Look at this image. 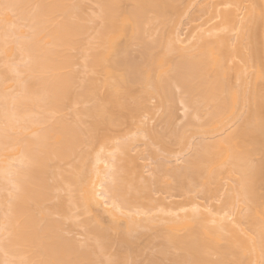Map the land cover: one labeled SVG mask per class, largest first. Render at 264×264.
Masks as SVG:
<instances>
[{
  "label": "bare ground",
  "instance_id": "obj_1",
  "mask_svg": "<svg viewBox=\"0 0 264 264\" xmlns=\"http://www.w3.org/2000/svg\"><path fill=\"white\" fill-rule=\"evenodd\" d=\"M84 1L0 0V264H129L137 249L129 237L148 227L157 229L154 245L160 248L150 243L159 253L148 257L143 252L145 264H247V250L256 264H264V196L258 192L264 182V93L258 92V81L264 72L256 65L264 41V0L262 12L253 0L247 12L250 25L238 31V44L215 34V43L200 39L194 50L182 45L191 36L182 38L178 32L171 38L169 14L180 11L181 0H93L98 5L94 13H86ZM240 14L217 12L210 19L219 16L221 21L213 31L241 29ZM155 22L154 35L161 28L156 37L149 35ZM250 33L254 40L243 55L241 43ZM118 37L124 38L121 43ZM133 41L132 47L140 45L138 56L131 51ZM172 50L180 53L173 63L167 61ZM75 51L83 52V65L91 73H105L103 97L92 75L78 82ZM234 57L255 69L257 82L243 97L227 82L226 62ZM133 87L141 90L129 105L131 115L154 111L149 102L158 98L165 108L163 122L174 124L181 109L188 119L183 128L171 130L181 162L174 160L177 151L169 149L170 141L163 143L176 157L167 156L157 166L150 162L147 176L143 170L149 162L140 156L153 143L146 142L140 162L131 153L138 154L134 144L140 135L159 138V133L142 124L140 134L132 129L137 141L124 133L125 139L112 136V146V138L98 133L114 120L113 108L124 103ZM83 102L88 105L78 107ZM70 108L73 121L67 118ZM238 108L245 117L237 116ZM256 153L262 155L258 162L252 157ZM226 184V201L217 205L214 200H222ZM157 191L170 198L178 192L183 200L159 196L157 202ZM95 210L108 213L109 221ZM66 220L84 227V241L65 234ZM229 226L235 234L223 245ZM113 244L132 246L128 263L123 249L111 250Z\"/></svg>",
  "mask_w": 264,
  "mask_h": 264
},
{
  "label": "rangeland",
  "instance_id": "obj_2",
  "mask_svg": "<svg viewBox=\"0 0 264 264\" xmlns=\"http://www.w3.org/2000/svg\"><path fill=\"white\" fill-rule=\"evenodd\" d=\"M131 1V0H130ZM130 1H128V2H130ZM180 1V0H179ZM224 0H181L180 2H177V6H178V9L181 11V13H180V11L179 12H176V13H173L174 11H172L170 14H169V25L171 26L169 29H171V31H170V33H171V38H173L174 36H175V34H177L178 32H181L182 33V35H181V37L182 38H188V36H191L189 39V41H186V43H182V45L183 46H187V49L188 48H192L193 50H194V44L197 42V41H199L200 39L202 40V39H204V40H207V41H209V39H211L212 41H214L213 39H215L216 40V35L217 34H220V35H217V36H221V37H225L227 40H228V43L230 44V45H232V44H234V42H235V44H238L239 42H238V39H236V37H237V35H238V31H242V30H245L249 25H250V21H249V17H248V15H247V12H248V10L249 9H251L252 7H253V5L255 6V4H253V0H240L239 2H235V1H231V0H226V2L227 3H222ZM261 1L262 0H258V2L256 3V6L258 7V10H261V12L263 11V9H262V6H261ZM127 2V3H128ZM126 3V4H127ZM131 3V2H130ZM130 3H128V4H130ZM84 4H85V7H86V9H85V11H86V13H94L95 11H97L98 10V5L93 1V0H86V1H84ZM203 8H205V10L203 9ZM209 9V12H205L206 10L208 11V9ZM204 11H203V10ZM227 11V10H229V11H231L232 12V16L234 15V13H239L240 14V12H241V14L240 15H242V16H238V17H241L242 19H239L238 18V20H241L242 22H241V26H242V28L241 29H233V30H229L228 29V27H225V29L224 28H219L218 30L217 29H214V31H213V27L214 26H217L218 25V23L221 21L220 19H219V16L217 17V18H212V19H210L211 18V16H213V15H215L217 12H219V11ZM257 10V9H256ZM178 13V14H177ZM221 13V12H220ZM218 15H219V13H218ZM216 16V15H215ZM214 16V17H215ZM193 17H195V18H193ZM192 18V19H191ZM191 19V20H190ZM234 19V18H233ZM235 20V19H234ZM237 20H235V22H236ZM235 22L234 23H232V24H235ZM156 23V22H155ZM155 23L154 24H151L152 26L153 25H155ZM223 23V22H222ZM95 26L97 25V23H95L94 24ZM157 25H158V23H156V26H154L153 27V29H150L152 26H150V25H148L147 27H149V28H147L148 30L150 29L152 32H150V30H149V35H153L154 37H156V36H158L157 35V33H159L160 31H161V28L159 27V29H157V32H156V35H154V29L157 27ZM220 25V24H219ZM94 26V27H95ZM221 26V25H220ZM234 26V25H233ZM235 26H236V24H235ZM217 27H219V26H217ZM238 27V26H237ZM264 31V30H263ZM148 32V31H147ZM146 34H148V33H146ZM160 34V33H159ZM216 34V35H215ZM263 34V33H262ZM170 35V34H169ZM147 36V35H146ZM148 37V36H147ZM215 37V38H214ZM151 38H153L152 36H151ZM254 37L252 36V34L250 33V35L247 37V38H245L243 41H242V43H241V47H240V50H241V52H242V54L243 55H248V51H249V49L251 48V46H252V43H253V39ZM123 37H118L117 38V40H118V42H122L123 41ZM150 39V38H149ZM236 40V41H235ZM212 41H210L211 42V44H212ZM262 41V40H261ZM135 44L136 42L135 41H133V42H131V46H130V48L132 49H130L132 52H133V50L135 51L134 53H136L137 52V49L140 47V45H138V44H136V45H133V47H132V44ZM213 43H215V41L213 42ZM181 44V43H180ZM210 44V45H211ZM137 45L139 46V47H137ZM181 45V46H182ZM213 45V44H212ZM215 45V44H214ZM213 45V46H214ZM195 46H196V44H195ZM194 47V48H193ZM179 48V47H178ZM177 48V49H178ZM261 48H262V52H261V58H260V61H258V63H256V65H258V66H260V68L262 69V71L264 72V41L263 42H261ZM161 49V48H160ZM160 49H158V51L160 50ZM186 49V50H187ZM191 49V50H192ZM140 50V49H139ZM162 50H163V47H162ZM179 50V49H178ZM155 51H157V50H155ZM161 51V50H160ZM160 51L159 52H155V54L158 56V55H160V54H158V53H160ZM173 51V50H172ZM175 51V50H174ZM172 52V54H169V56L167 57V61L170 59V61L169 62H171V63H173L175 60H177V56H179L180 55V53H179V51H177V52ZM189 52H190V50H188ZM164 52H165V50H164ZM164 52H163V54H164ZM183 52H185V50L183 51ZM75 53H76V63H75V65H74V69H75V71L77 72V74H78V82L79 83H81V82H83L89 75H92V77L93 78H95V80H96V86H97V88H98V95L100 96V97H103L105 94H106V91H107V88H106V86H105V82H106V75H105V73L103 72V71H99V72H92L91 73V71H90V69L89 68H85L84 67V65H83V62H84V58L82 57L83 55H82V53L83 52H80V51H75ZM133 53V54H134ZM168 53V52H167ZM170 53V52H169ZM137 54H140V52L139 53H136V55ZM161 54H162V51H161ZM136 55H134L135 57H137ZM168 55V54H167ZM162 56V55H161ZM158 57H160V56H158ZM169 58V59H168ZM174 61H173V60ZM228 60V62H226L227 64H226V68L228 69V72H229V75H228V77H227V82H228V84H229V86H231V87H233V89H237V90H239L240 91V94H241V96L243 97L244 96V93H246V90H248V89H250L251 87H252V85H254L255 84V82H257V80H256V78H255V69H253L251 66H249V65H247V64H245V62H244V60H242L240 57H234V58H232V60L231 59H227ZM169 62H168V65H169ZM167 63V62H166ZM167 65V64H166ZM90 72V73H89ZM135 86H138V85H135ZM140 87V86H139ZM139 87H133L132 89H131V94L130 95H127L126 96V98L125 99H123V101H124V103L123 104H116L115 105V108H113V109H115V110H113V112H114V114L116 115H114L113 116V119L114 120H112V122L111 123H108V125H105V126H107V127H104V125L102 126V128H99L98 129V133H99V135H101V136H106V137H109V138H112V136H116V135H122V137L126 134L127 136H129L130 135V137H131V135H132V138H133V140H134V138H135V136H134V134H136V133H133V130L132 129H134L135 131L136 130H138L140 127L139 126H141L142 124V128H149L150 130H152L153 132H157V133H159L160 135H158L159 136V138H157V137H155V138H148V137H142V135H140V137H139V140L137 141V139L135 140V141H137L136 142V145L133 143L134 141L132 140V138H130V137H128V138H126V139H130V140H132V143L134 144V146H137V147H135V148H137L138 150H137V152H138V154L136 153V150L134 151L133 149H132V151H134V153L132 152L131 154L133 155V154H135V155H137V157H138V161L139 160H143V161H141V162H143V163H147V162H149V163H147V164H149V166L145 169V168H143V169H145V170H143L144 172L145 171H147V172H145V174H144V172H143V174L145 175V176H147L148 175V173L151 171V169H153V168H151V167H153L154 166V164H156V163H158L160 160H163L164 158H166L167 156H171L172 154L169 152L171 149H178L179 147H177L178 146V144H177V142H176V144H177V146L175 145V142H172V140L174 139L175 140V138H174V136H173V132H174V130L176 129L177 130V128L179 129L181 126H185V125H183V124H186L187 123V117H186V119L185 118H183L184 116H183V114H182V109L181 110H179V111H177L178 112V114L176 115V116H174V117H176L175 119H174V117H173V119L172 120H176L175 122H174V124H173V121L172 122H169V123H166L165 121L163 122V120H162V114L163 113H165V112H163V109H165V108H163L162 109V107L160 106V105H158L159 104V100H158V98H153L154 100H151L150 102H149V105H152V108H151V106H149L151 109L150 110H153L154 108V111H149L147 114L145 113V112H140V113H138V116H136L137 114H135V115H131L130 113V111H129V105L133 102V98L134 97H136L137 95H140V90H141V88H139ZM258 92H260L261 93V95L264 93V77L262 78V79H260L259 81H258ZM264 96V95H263ZM157 97V96H156ZM160 99V98H159ZM151 103V104H150ZM86 105H88V103H85V102H83V103H80V104H78V107H83V106H86ZM159 106L161 107V108H159ZM180 107H181V105H179ZM178 105H177V107H178V109H180V107H179ZM242 106L240 105V108H241ZM240 108H238L237 110V116H239V115H243L242 116V118L243 117H245L246 116V114H243V112H241V109ZM178 109H176V110H178ZM245 113V112H244ZM144 114H146V116L144 115ZM72 115L74 116V112H73V108H70L69 110H68V115H67V118L69 119V117H70V120H74L75 119V117H72ZM181 115V116H180ZM140 117V119L142 120V123H141V120H138V118H136V117ZM179 116V117H178ZM183 116V117H182ZM115 117H116V119L117 120H115ZM132 117H134V118H132ZM146 117V118H145ZM163 117H164V115H163ZM182 117V118H181ZM180 118V119H179ZM147 119H151L148 123H145V120H147ZM196 119V118H195ZM195 119H193L194 121H195ZM84 120H86L87 122H90V118H87V117H85L84 118ZM138 120V121H137ZM198 119H196V121H197ZM85 121V123H87ZM140 121V122H139ZM148 121V120H147ZM146 121V122H147ZM199 122H200V120H198ZM198 121H197V123L195 124V122H193V124L194 125H197V127H198ZM202 122H204V120H203V118H202V120H201ZM201 122V123H202ZM115 123V124H114ZM145 123V124H144ZM172 123V124H171ZM178 123V125H176L175 126V124H177ZM232 123V122H231ZM229 124V126H231L232 124ZM89 124V123H88ZM87 126V124L84 126V127H86ZM178 126H180V127H178ZM175 127V128H174ZM142 128H140V129H142ZM172 128H174V130L172 129ZM181 128H183V127H181ZM199 128V127H198ZM139 129V130H140ZM129 130L131 131V132H129ZM173 132H172V131ZM191 130H192V128H191ZM205 130V129H204ZM134 131V132H135ZM198 131V130H197ZM200 131H201V129H200ZM203 131V130H202ZM137 132V131H136ZM172 134H171V133ZM193 132V131H192ZM204 132V131H203ZM97 133V134H98ZM125 133V134H124ZM131 133V134H130ZM133 133V134H132ZM138 134H140L141 133V130L139 131V132H137ZM198 133H200V132H197V134ZM188 134H189V132H188ZM193 134V133H192ZM196 134V135H197ZM171 135L173 136L172 138H171ZM191 135V134H190ZM100 136V137H101ZM126 136V137H127ZM137 136H139V135H137ZM160 136H161V138H160ZM113 137V138H114ZM121 137V136H120ZM125 137V136H124ZM123 137V139H125ZM193 137H195V139L197 138L196 136H193ZM102 138V137H101ZM104 138V137H103ZM113 138H112V140H111V142H109V145H111L112 146V144L116 141L115 139L116 138H114V140H113ZM122 139V138H121ZM163 139V140H162ZM194 138H192V140H193ZM164 140L166 141V142H164ZM171 143H170V142ZM131 142V141H130ZM146 142H150V143H153L152 145H151V150H149V152H144L143 154L145 155V156H143L142 155V151H145L146 150V147H148V145H147V143ZM169 142V143H168ZM149 143V144H150ZM163 143L165 144H167L168 143V146H169V149H167L168 147H165V146H167V145H163ZM170 144V145H169ZM175 146H174V145ZM147 145V146H146ZM172 145V146H171ZM140 146V147H139ZM145 146V147H144ZM171 146V147H170ZM139 147V148H138ZM145 148V149H143V150H141L142 148ZM173 147V148H172ZM181 147V146H180ZM168 150H166V149ZM181 148H184L183 146L181 147ZM180 148V149H181ZM85 149H86V147H85ZM149 149H150V146H149ZM173 149V150H174ZM177 149L176 150H174L175 152L177 151ZM92 150V149H91ZM90 150V151H91ZM173 150H171L172 152H173ZM147 151H148V149H147ZM180 151H182V149L180 150ZM152 152V153H151ZM156 152V153H155ZM139 153L142 155V156H140L141 157V159H140V157L138 156L139 155ZM150 153V154H149ZM170 153V154H169ZM177 153V154H176ZM176 153H174V154H176L177 156L180 154L178 151L176 152ZM179 153V154H178ZM183 153V151L181 152V154ZM148 156H147V155ZM152 154V155H151ZM172 155V157H176L175 155ZM254 155V154H253ZM171 157V158H172ZM180 157H181V155H180ZM253 157V160L255 161V162H258V161H260L261 160V158H262V155L260 154V153H256L254 156H252ZM147 158H149V159H147ZM179 158V156L177 157V158H173L175 161L177 160ZM147 160V161H145V160ZM167 159V158H166ZM181 159V158H180ZM165 160V159H164ZM179 161V163L181 162L180 160H178ZM178 161H176L177 163H178ZM140 162V161H139ZM153 164V166H151L152 164ZM175 162V163H176ZM143 165V164H142ZM156 166H157V164H156ZM150 167V168H149ZM149 170V171H148ZM262 181V180H261ZM259 182V184H258V192L262 195V196H264V182L262 181V182ZM231 182V181H230ZM227 183V182H226ZM231 184H237L236 182H232ZM227 190H229V185L228 184H226L225 185V191H224V193H223V195H222V193L220 194V195H222V200L220 201V199H219V201H216V200H218L217 198H216V200H214L215 201V204H219V203H225V201H226V197L228 196V191ZM159 194H157L156 192H153L155 195H157V198H156V196H155V199H154V197L152 198V199H154V200H156L157 199V202H158V199H159V196L160 197H162V196H164V198H166L167 197V200L166 201H168L169 202V200H171L172 198H173V200L175 199L176 201H182L183 200V197H180V196H177V193L176 194H174V196L173 197H171L170 198V196H167V194L165 193V194H163L161 191L159 192V191H157ZM66 194V192H63V195L65 196V194ZM194 193L195 192H193V194H191V195H194ZM198 193V192H197ZM199 194V193H198ZM198 194H197V198L199 199V200H201L202 201V197L203 196H201V198L200 197H198ZM226 194H227V196H226ZM195 195H196V193H195ZM190 196V195H189ZM189 196H188V199H189ZM66 198V197H65ZM196 198V197H195ZM207 198V197H206ZM193 199V198H192ZM198 199H196V200H198ZM161 200V199H160ZM159 200V201H160ZM190 200V199H189ZM189 200H187L188 202H189ZM212 200V199H211ZM236 200V199H235ZM234 200V201H235ZM50 201H54L53 199H51ZM50 201H48L49 202V205H51L52 203L50 202ZM146 201H147V199H146ZM165 201V202H166ZM187 201H185V202H187ZM203 201H205L204 199H203ZM199 202V201H198ZM208 202V201H207ZM210 202V201H209ZM217 202V203H216ZM240 201H238V203H239ZM153 203H154V201H153ZM202 203V202H201ZM206 203V202H205ZM223 203V204H224ZM237 203V202H236ZM158 204V203H157ZM164 204V203H163ZM212 204V203H211ZM165 205V204H164ZM207 205V204H206ZM205 205V206H206ZM190 206V205H189ZM204 206V207H205ZM160 207V206H159ZM162 207V206H161ZM188 207V206H187ZM203 208V207H202ZM201 208V209H202ZM209 208V207H208ZM207 207H206V209H208ZM189 209H190V207H189ZM206 209H202V210H206ZM186 210H188V209H186ZM189 212H190V210H189ZM205 212V211H204ZM207 212V211H206ZM92 213H96V214H99V216L102 218V220H103V222L104 221H106V220H108V218L110 217L109 216V214L108 213H106V212H104V211H102V210H95V211H93ZM158 213V212H157ZM201 213H202V211H201ZM160 215H161V213H159ZM90 215H92V214H90ZM206 215V214H205ZM204 216V215H203ZM83 217H85V216H81L79 219H82ZM157 218H158V216H157ZM160 219V218H159ZM71 220V219H70ZM70 220H66L65 222V234L68 236V237H72V238H75L76 240H83L84 241V239H85V230H84V227L83 226H80V225H73L72 224V221H70ZM109 221V220H108ZM232 221V220H231ZM215 223V222H214ZM108 224V225H107ZM212 224V223H211ZM106 225L107 226H109V225H111V223L110 222H106ZM155 227V226H154ZM140 228V227H139ZM149 228V227H148ZM148 228H140V229H142V231H141V234H142V236H141V234L140 233H136V234H134V235H136L135 237H129V239L131 240V241H136V242H134V244L135 243H137L135 246H133V248L135 247V248H137V249H134V251H133V249H132V246H131V249H132V251H131V249H130V247H127L128 249H130V251H131V256L133 255H135L134 256V260H133V258L132 257H130V251L128 250L127 251V248L126 249H124L125 247H123L122 248V246H121V248L119 247V249H118V245H114L113 244V246L115 247V248H113L112 247V249L111 250H113V249H115V250H113L114 252H117L116 250H118V252L119 251H122L121 249H123L124 251L126 250V252H124L123 251V253H125V254H123L122 252V255H124L123 257H122V259L124 258L125 260L127 259V260H129L128 259V256H127V253L129 254V258L131 259V260H129V264L130 263H132V261H133V263L132 264H134V262H136V261H138V262H136L135 264H142L144 261L146 262V260H147V257H146V260H144V261H142L143 259H145V255H144V253L145 254H147L148 252L150 253V254H147L148 255V257H149V255L151 256V253H152V256H154V254H156L155 252H157V251H155L156 249L158 250V247L160 248V245L159 246H157V247H155L157 244H155L154 245V243H155V240H156V237H157V235L155 236V233L154 232H156L157 231V229H152L151 227V229H148ZM156 228V227H155ZM157 228H159V227H157ZM228 228H231L230 230L229 229H227V230H225V231H223V240H222V243H223V245H225V243H227V241L229 240V239H231L232 238V236L235 234V232L234 231H232V229L234 228V227H228ZM112 230V229H111ZM138 230V229H137ZM136 230V231H137ZM154 230V231H153ZM156 230V231H155ZM109 232H110V230H109ZM112 232H113V230L110 232L111 234H112ZM117 231H115L114 230V233H113V237H114V234L116 233ZM143 233H144V235H143ZM152 233V234H151ZM157 233V232H156ZM118 233H116L115 235V238L118 236L117 235ZM140 234V235H139ZM150 234H151V238H152V236L155 238V239H151L149 236H150ZM240 234H242V232L240 233ZM133 235V236H134ZM139 235V236H138ZM149 235V236H148ZM132 236V235H131ZM146 236H148V240H149V238L151 239V240H149V241H151V242H149L148 243V240L146 241ZM140 237V238H139ZM114 238V239H115ZM137 238V239H136ZM134 239V240H133ZM157 239H159V237L157 238ZM161 239V238H160ZM159 239V240H160ZM154 241V242H153ZM162 241V240H161ZM146 242H147V244L149 245V246H147V244H146ZM156 242H158V241H156ZM117 243V242H116ZM115 243V244H116ZM150 243H153V245H154V247L156 248H153V245L152 244H150ZM118 244V243H117ZM133 243L131 244V245H134ZM139 244V245H138ZM146 244V245H145ZM159 244H160V242H159ZM138 245V246H137ZM145 245V246H144ZM150 245L152 246V248L150 249V248H148V247H150ZM117 246V247H116ZM120 246V245H119ZM127 246V245H126ZM143 246V247H142ZM147 247V248H146ZM143 248V249H142ZM140 249H141V251H140ZM135 250H137L136 251V253L137 254H139V255H136V253H135ZM138 250L140 251V252H138ZM145 251H147V252H145ZM154 252V254H153V252ZM159 251V250H158ZM144 252V253H143ZM159 253V252H158ZM158 253L156 254V255H158ZM155 255V256H156ZM138 256V257H137ZM137 257V258H136ZM252 254H251V252L250 251H248L247 250V256H246V261H247V264H256L255 262H256V260H254V259H252ZM123 259V260H124ZM136 259V260H135ZM167 259V260H166ZM166 259H164V261L165 262H167L168 261V258H166ZM127 260H126V262H127ZM169 262V261H168ZM167 262V263H168ZM128 263V262H127ZM143 264H145V263H143Z\"/></svg>",
  "mask_w": 264,
  "mask_h": 264
}]
</instances>
